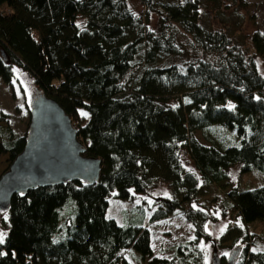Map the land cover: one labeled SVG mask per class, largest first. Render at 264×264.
Wrapping results in <instances>:
<instances>
[{"label":"trees","instance_id":"16d2710c","mask_svg":"<svg viewBox=\"0 0 264 264\" xmlns=\"http://www.w3.org/2000/svg\"><path fill=\"white\" fill-rule=\"evenodd\" d=\"M135 1L142 14L128 0H0L1 82L27 72L35 94L69 117L84 155L101 161L94 184L12 197L0 264H205L214 218L193 208L202 190L226 186L235 166L264 178V32L245 48L240 22L222 18V2L234 0ZM218 18L224 27L214 29ZM0 122V157L11 163L25 135L5 114ZM158 186L166 193L149 203ZM109 197L131 202L142 222L107 218ZM224 198L240 216L233 264H264V238L246 230L264 223V186ZM174 216L192 234L162 257L153 229Z\"/></svg>","mask_w":264,"mask_h":264},{"label":"rangeland","instance_id":"374dc122","mask_svg":"<svg viewBox=\"0 0 264 264\" xmlns=\"http://www.w3.org/2000/svg\"><path fill=\"white\" fill-rule=\"evenodd\" d=\"M128 2L138 14L144 12L142 7L135 0H128ZM222 3V18L224 20L236 18L237 21L240 22V29L235 34H241L244 42L247 43L245 44V48H248L249 39L247 37H250L256 30L264 32V0H234L232 3ZM220 18L214 21L211 20L214 29L224 27L225 22ZM148 25L150 28L156 26L155 15L150 16ZM35 96L33 80L25 71L14 69V79L10 86L3 84L0 80V113L7 116V125L19 136L26 135L29 122L27 108ZM4 124L5 123L0 122V127L4 126ZM185 163L186 165H190V162ZM10 164L8 157H0V177L8 170ZM226 174L228 177V184L226 186L222 188L209 186L203 189L201 195L194 203L197 206L195 209L200 208L208 212V214L214 218V220L211 221V225L207 227L209 239L201 245L207 258L205 264H212L213 254H216L217 257L221 258L223 261V259H228L234 251H237L238 255L240 253L241 246L237 244L239 242L234 243L232 241V234L230 231L236 227V225L240 224V216L236 211L230 212L227 208L224 198L226 191L230 188H236L239 191H247L264 186V178L257 171L240 174L239 167L235 166L230 168ZM165 193V188L163 186H158L148 193L147 201L152 203L155 198ZM139 200L140 199L136 201L139 202ZM107 201L108 208L106 216L109 219L115 220L119 226L124 227L142 222V217H139V209L131 205V202L117 200L113 197H109ZM5 221H7V215L5 213L0 214V233L3 234L7 231V224ZM207 223L209 225L210 221ZM156 227L158 229H153L155 233L153 234L154 242L152 244L158 254L159 252H164L161 254L162 257L168 255V250H170L174 244L180 241H186L192 234V227L177 216H174L173 219L161 221ZM221 229H223V231H221ZM243 229L245 230L244 227ZM246 230L250 234L259 235L264 238V223L262 222L248 225ZM221 235L225 238L224 242L222 240L218 241ZM257 249L264 250V243L257 247Z\"/></svg>","mask_w":264,"mask_h":264},{"label":"water","instance_id":"95a60500","mask_svg":"<svg viewBox=\"0 0 264 264\" xmlns=\"http://www.w3.org/2000/svg\"><path fill=\"white\" fill-rule=\"evenodd\" d=\"M28 113L24 147L0 177V214L15 195L74 181L94 184L101 171L99 159L84 155L69 117L54 99L36 95ZM236 256L232 252L226 264H233ZM212 264H221L215 254Z\"/></svg>","mask_w":264,"mask_h":264},{"label":"snow or ice","instance_id":"6c2138e0","mask_svg":"<svg viewBox=\"0 0 264 264\" xmlns=\"http://www.w3.org/2000/svg\"><path fill=\"white\" fill-rule=\"evenodd\" d=\"M257 99H259V98H257ZM196 207L197 206L195 204H193V208H196ZM201 211H202V209H201ZM205 227L207 228V225H205ZM221 231H223V229H221ZM193 239H194V237H193ZM3 242H4V234L3 233H0V244H2ZM0 255H3V253H0ZM226 255H227V253H226Z\"/></svg>","mask_w":264,"mask_h":264}]
</instances>
